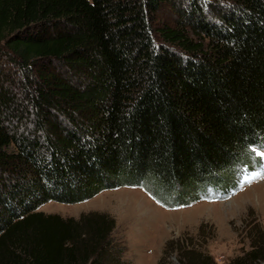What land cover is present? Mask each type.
<instances>
[{
  "label": "trees",
  "instance_id": "obj_1",
  "mask_svg": "<svg viewBox=\"0 0 264 264\" xmlns=\"http://www.w3.org/2000/svg\"><path fill=\"white\" fill-rule=\"evenodd\" d=\"M257 151L264 0H0V264H118L109 216L39 209L119 188L225 201ZM259 234L231 264H264Z\"/></svg>",
  "mask_w": 264,
  "mask_h": 264
},
{
  "label": "rangeland",
  "instance_id": "obj_2",
  "mask_svg": "<svg viewBox=\"0 0 264 264\" xmlns=\"http://www.w3.org/2000/svg\"><path fill=\"white\" fill-rule=\"evenodd\" d=\"M165 14L163 20L173 21ZM253 170L247 184L225 201L201 200L173 210L142 189L119 188L76 205L51 202L39 211L65 219L109 216L115 228L108 251L118 264H183L190 250L216 264H231L251 251L258 231L264 232V176Z\"/></svg>",
  "mask_w": 264,
  "mask_h": 264
}]
</instances>
